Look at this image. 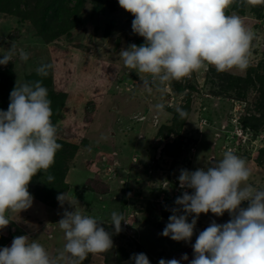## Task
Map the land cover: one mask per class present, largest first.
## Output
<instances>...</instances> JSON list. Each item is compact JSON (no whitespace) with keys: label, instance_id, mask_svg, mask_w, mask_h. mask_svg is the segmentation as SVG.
<instances>
[{"label":"rangeland","instance_id":"obj_1","mask_svg":"<svg viewBox=\"0 0 264 264\" xmlns=\"http://www.w3.org/2000/svg\"><path fill=\"white\" fill-rule=\"evenodd\" d=\"M25 1L20 3L21 18L11 13L8 4L0 7V56L6 54L11 44L16 45L17 54L11 64L17 85L25 82V75L41 63L51 65L52 82L66 95L56 136L74 143L77 149L66 163L64 173L67 202L61 205L56 197L49 204L33 197L27 210L19 214L6 212L10 223L0 229L2 233L8 234L10 230V234L18 226L24 235L55 256L66 242L64 232L56 224L65 210L71 211L72 206L94 216L110 232L111 213L116 211L123 214L124 222H121L122 231L112 235L113 247L117 252H125V257L115 264H125L132 254L141 252L147 255L150 264H158L161 258L168 260L173 251L195 243L199 232L212 220L222 224L230 219L227 212L219 217L211 212L200 214L188 243L160 235L168 222L162 214L163 207L168 210L175 207V199L182 194L178 179L171 184L173 173L207 167L231 150L246 161L250 170L245 183L264 189V153H260L264 147V127L253 136L249 130L244 136L237 135L240 133L237 118L247 112L258 92L251 87L243 99L235 96L234 91L217 96L210 92L212 87L218 89L215 82L218 75L245 76L247 69L232 68L219 73L209 65L192 72L186 80H172L163 86L152 83V91L148 93L140 87L146 74L125 67L119 55L122 48L133 43L139 46L136 40L144 41V38L132 32L134 17L119 6L118 0H114V9L101 13L94 12L93 0H84L73 28L53 40H47L37 27L41 12L34 7L36 0H28V5ZM242 1L233 0L225 11L228 15H238L253 32L249 65L260 67L263 73L264 17L254 14L253 5L264 11V1L244 0V13H238L234 2ZM74 3L66 0L60 9L62 14ZM65 22L66 19L48 17L44 23L46 34L59 30ZM21 49L28 53L27 60L20 59ZM7 65L0 66L4 69ZM179 82L196 88L189 92L188 116L180 130L182 141L187 144L184 151L187 158L169 165L170 158L163 157L162 149L176 135L163 139L158 136V128L161 122L173 121V115L166 110L158 112L154 105L181 104L187 89L176 91L175 84ZM107 129L114 134H109ZM163 180H170L171 186L161 188ZM241 206L246 207L247 202ZM87 264H108L107 257L92 253Z\"/></svg>","mask_w":264,"mask_h":264},{"label":"clouds","instance_id":"obj_2","mask_svg":"<svg viewBox=\"0 0 264 264\" xmlns=\"http://www.w3.org/2000/svg\"><path fill=\"white\" fill-rule=\"evenodd\" d=\"M232 2L118 0L119 6L134 17L132 32L144 38L143 44L133 43L119 51L125 67L146 74L141 79V89L151 93L152 83L163 86L179 81L209 65L219 72L247 69L254 34L238 15L226 14ZM16 54V45L11 44L0 56V65L6 66ZM19 57L29 58L22 49ZM50 67L41 63L36 68L37 75L46 77ZM48 97L41 80L15 84L7 110H0V229L10 223L6 212L19 214L32 206L29 183L37 173L54 164L56 152L62 148L57 142ZM165 106L170 107L158 103L154 108L163 112ZM175 111L181 120L188 116L181 106H176ZM241 133L237 135L247 134ZM249 176L246 161L231 150L207 167L181 169L177 179L182 194L175 199L160 235L188 243L200 214L211 212L219 217L227 212V222L212 220L199 232L191 245L193 258L189 264H264V189L245 183ZM54 180V175L47 176L49 183ZM57 200L61 205L67 202L66 193L58 194ZM242 202H247V206L242 207ZM71 208L56 223L66 242L55 256L29 235H19L10 246L0 247V264H82L90 253L113 248V233L122 231V213H111L110 232L96 217ZM9 232L0 231L4 236H9ZM188 260V255L182 254L179 260L161 258L158 264ZM125 264H150V260L145 253H134Z\"/></svg>","mask_w":264,"mask_h":264},{"label":"trees","instance_id":"obj_3","mask_svg":"<svg viewBox=\"0 0 264 264\" xmlns=\"http://www.w3.org/2000/svg\"><path fill=\"white\" fill-rule=\"evenodd\" d=\"M22 1L23 0H0V7H3L4 4H8L11 13L21 18L22 9L20 7V3ZM65 1L66 0H36L34 3L35 9L41 12V23H39L37 27L41 28L40 33H45L47 40H53L57 38L62 32H66L70 28H73L76 14L79 13L80 7L82 6L84 0H74L75 3L73 7L69 11H66V14L64 15L62 14V10L60 9L61 6L65 4ZM243 1L240 4L234 2V6L237 9L238 13H244ZM93 2V10L95 13H101L105 9L112 10L115 6L114 0H93ZM25 5H28V0L25 1ZM253 9L256 16H258L259 18L264 17V11L255 8L254 5ZM48 17H50L51 20H55V18L62 20L66 19L67 22L61 25L59 30H55V32H52L51 34H46V26L44 23ZM70 17L72 18L69 22L68 18ZM136 43H138V45H141L144 43V41L141 39H137ZM262 63H264V61ZM36 80H41L43 86L48 89V98L51 100V109L53 113L51 116V120L56 127L66 95L64 92L55 88L54 82H52L51 67L46 77L38 76L36 70L31 71L25 75V82ZM215 82H217L218 89H214L213 87L210 89V92H212L214 96L220 94H229V92L234 91L235 96H237L239 99H243L245 98L246 91L251 87H254L258 94L251 103L252 105L247 108V112L239 117V122L242 130L244 132H248L247 130H249L252 136L264 127V66L263 73H261L260 67L248 65L247 73L245 76H235L232 74L218 75ZM15 84L17 83L15 81V72L13 70V65L11 64V62H9L7 67L4 69H2V67L0 66V110H7L9 104V94L14 88ZM195 88L196 87L193 84H188L186 87L180 82L178 84H175L176 91L184 92L187 89L184 95L185 98L183 102L177 106L183 107L188 112V104L190 101L189 92L195 90ZM175 107L165 106L164 110L173 115V121L168 123L161 122L158 128V136L160 135V137L163 139H168L173 134L176 135L173 140H168V142L165 143L162 149L164 154L163 157L170 158L169 165L176 164L179 158H183L184 161L187 158L186 156H184V151L187 144L182 141L183 138H181L180 136V130L184 124L185 119L181 120L179 118L178 114L175 111ZM56 138L57 142L62 145V148L56 152L54 164L47 171L41 170L40 173H37V175L32 178L31 182L28 185V190L35 199L43 202H48L49 204H53L54 201L52 199L56 198L58 194L65 192V190L67 189V184L64 182V173L67 170L66 163L75 154L77 149V146L74 143H70L63 139H60V137L57 136ZM260 153H264V147H261ZM263 155L264 154H262V156ZM49 174L54 175L55 177V180L51 183L47 181V176ZM162 214L167 217L171 215V211L168 210L167 207H163ZM11 224L13 226V223ZM19 235H24V232L18 226L15 230L11 231L9 236H4L0 233V247L6 246L11 240H13L14 237ZM91 254L92 253L87 256L82 264H87ZM99 254L107 257L108 264H115L125 257V252H117L115 251L114 247L106 252Z\"/></svg>","mask_w":264,"mask_h":264},{"label":"flooded vegetation","instance_id":"obj_4","mask_svg":"<svg viewBox=\"0 0 264 264\" xmlns=\"http://www.w3.org/2000/svg\"><path fill=\"white\" fill-rule=\"evenodd\" d=\"M171 174V173H170ZM175 175H172L174 176L175 178L171 179L172 180V185H174L176 183V180H177V177L179 176V173H173ZM172 176H170L172 178ZM170 184V180H163L161 182V188H166V187H169L171 186ZM166 219H168L167 217H165ZM166 225V224H165ZM194 244V243H193ZM192 243H189L187 245H185L184 247L180 248V249H177L175 251H173L169 257V259H180V257L182 256V254H187L188 255V258L189 260L188 261H181V264H189V261L193 258V249H192Z\"/></svg>","mask_w":264,"mask_h":264},{"label":"water","instance_id":"obj_5","mask_svg":"<svg viewBox=\"0 0 264 264\" xmlns=\"http://www.w3.org/2000/svg\"><path fill=\"white\" fill-rule=\"evenodd\" d=\"M113 109H117V107H115V108L113 107ZM107 131L109 132V134H114V131H113V130H108V129H107ZM212 154H213V153H212ZM116 160H117V159H116Z\"/></svg>","mask_w":264,"mask_h":264},{"label":"built area","instance_id":"obj_6","mask_svg":"<svg viewBox=\"0 0 264 264\" xmlns=\"http://www.w3.org/2000/svg\"><path fill=\"white\" fill-rule=\"evenodd\" d=\"M189 77H191V75ZM189 77H186V78H189ZM183 80H186V79L184 78ZM237 119H239V117ZM239 130H240V133H237V134H243V133H241V131H242L241 127L239 128ZM242 136H244V135H242Z\"/></svg>","mask_w":264,"mask_h":264}]
</instances>
